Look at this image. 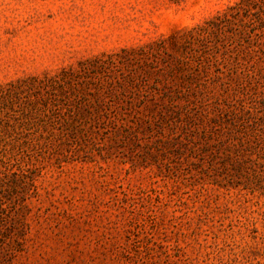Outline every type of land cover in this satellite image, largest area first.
<instances>
[{"label": "rangeland", "instance_id": "obj_1", "mask_svg": "<svg viewBox=\"0 0 264 264\" xmlns=\"http://www.w3.org/2000/svg\"><path fill=\"white\" fill-rule=\"evenodd\" d=\"M0 264H264V0H0Z\"/></svg>", "mask_w": 264, "mask_h": 264}]
</instances>
